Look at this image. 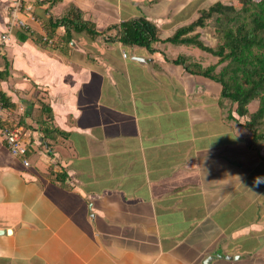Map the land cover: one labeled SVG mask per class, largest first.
<instances>
[{
	"label": "crops",
	"instance_id": "0c3cea01",
	"mask_svg": "<svg viewBox=\"0 0 264 264\" xmlns=\"http://www.w3.org/2000/svg\"><path fill=\"white\" fill-rule=\"evenodd\" d=\"M12 1L0 0V32ZM173 1L20 0L18 17L45 38L66 4L98 31L146 15L166 38L185 24ZM18 30L0 97L24 118L29 165L0 136V264H264V143L227 118L218 83L168 59L197 47L64 43L62 27L43 47Z\"/></svg>",
	"mask_w": 264,
	"mask_h": 264
},
{
	"label": "trees",
	"instance_id": "16d2710c",
	"mask_svg": "<svg viewBox=\"0 0 264 264\" xmlns=\"http://www.w3.org/2000/svg\"><path fill=\"white\" fill-rule=\"evenodd\" d=\"M212 17L218 36L215 46L206 45L199 38V31L191 33L197 27H205ZM58 27L65 30L62 35L64 43H69L72 32H81L91 37L103 34L107 42L117 41L125 47H145L151 53L159 50L158 44H184L216 56L217 61L206 66L184 53L178 54L171 62L190 74L218 83L219 105L227 118L241 124L249 144L264 143V0H228L227 3L217 0L208 8L200 9L196 19L177 27L166 38L161 37V27L146 15L129 17L98 31L95 23L75 5L65 8L60 16L49 15L44 24L46 37H54ZM17 35L21 39L29 37L40 46H49L44 35L36 30H18ZM0 99L6 107V101ZM253 101H257V105L251 110ZM45 110L49 113L50 107L46 106ZM0 124L25 125L23 116L11 111ZM61 175L60 180H63L66 174L62 172Z\"/></svg>",
	"mask_w": 264,
	"mask_h": 264
},
{
	"label": "rangeland",
	"instance_id": "374dc122",
	"mask_svg": "<svg viewBox=\"0 0 264 264\" xmlns=\"http://www.w3.org/2000/svg\"><path fill=\"white\" fill-rule=\"evenodd\" d=\"M142 0H134V2H138ZM217 0H174L171 3V6L175 8H177V10L179 9V16H174L173 19L178 20V18L185 20V24L191 22L192 20L196 19L199 16V10L203 9V8H208V6L210 4H212L213 2H215ZM225 3L228 2V0H221ZM121 3V2H120ZM66 6L68 7V5L66 4ZM66 7V8H67ZM151 8H153L154 6H150ZM171 12H173V8L170 9ZM122 14H125L124 11L121 12ZM214 18H210L207 20L206 22V26L205 27H197L196 30L192 31L191 33H194L196 31L200 32V36L199 38L206 44L209 46H215V44L217 43L218 40V36L215 32L214 29ZM185 51V53L191 54V56L193 55L192 53H200V59H198L197 61H201L204 64H213L217 61V57L211 55L210 53L201 50V49H193V48H180L179 50L174 49V50H169L167 51L168 54V59L169 61H171L173 58L176 57V54L180 51ZM211 55V56H210ZM175 56V57H174ZM221 65H219L217 67L216 70H218L220 68ZM257 105V101H253L250 105V109L253 110L254 108H256Z\"/></svg>",
	"mask_w": 264,
	"mask_h": 264
},
{
	"label": "built area",
	"instance_id": "2783aa9c",
	"mask_svg": "<svg viewBox=\"0 0 264 264\" xmlns=\"http://www.w3.org/2000/svg\"><path fill=\"white\" fill-rule=\"evenodd\" d=\"M21 10L20 0H13L9 6L10 20L5 29L0 32V57L4 51L6 43L9 41L14 30L23 29L29 30L28 24L18 17V13ZM44 39L48 40L47 37ZM8 112L5 104L0 99V122L7 118ZM0 136L7 147L8 151L14 155L19 156L22 159V163L25 166L29 165L27 152L29 150L28 144L23 139V133L19 126H4L0 124Z\"/></svg>",
	"mask_w": 264,
	"mask_h": 264
},
{
	"label": "clouds",
	"instance_id": "9594fccd",
	"mask_svg": "<svg viewBox=\"0 0 264 264\" xmlns=\"http://www.w3.org/2000/svg\"><path fill=\"white\" fill-rule=\"evenodd\" d=\"M254 184H257L259 185L260 183H264V175H257L255 178H254Z\"/></svg>",
	"mask_w": 264,
	"mask_h": 264
},
{
	"label": "water",
	"instance_id": "95a60500",
	"mask_svg": "<svg viewBox=\"0 0 264 264\" xmlns=\"http://www.w3.org/2000/svg\"><path fill=\"white\" fill-rule=\"evenodd\" d=\"M134 59L139 60V61H141V60L145 61L146 60L145 58L139 57V56H135Z\"/></svg>",
	"mask_w": 264,
	"mask_h": 264
}]
</instances>
